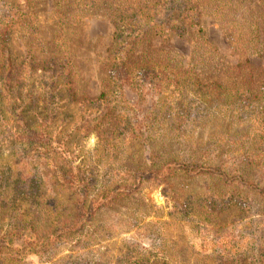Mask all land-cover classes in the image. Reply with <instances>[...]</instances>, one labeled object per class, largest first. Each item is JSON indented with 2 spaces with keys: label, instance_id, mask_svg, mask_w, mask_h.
<instances>
[{
  "label": "rangeland",
  "instance_id": "obj_1",
  "mask_svg": "<svg viewBox=\"0 0 264 264\" xmlns=\"http://www.w3.org/2000/svg\"><path fill=\"white\" fill-rule=\"evenodd\" d=\"M9 1L16 8L6 35V65L0 55V207L13 209L11 216L28 209L48 231L72 217L74 199L60 184L65 162H85L80 170L98 179L97 190L107 180L124 184L131 171L150 169L142 159H192L209 172L205 168L169 188L144 182L138 193L98 211L84 229L92 239L89 249H79V235L55 241L41 257L12 254L14 262L6 264H125L124 255L137 252L155 255L159 264H264V108L255 99L241 113L232 106L237 99L231 103L247 92L261 97L264 0H196L200 28L184 19L178 30L157 23L150 30L147 24L127 65L154 69L150 75L158 74L160 83L124 90L133 107L130 121L121 118L122 104L118 118H101L109 105L98 97L111 87L117 68L115 23L128 30L136 21L145 23L146 15L151 26L165 21L159 8L153 13L156 0H70L60 12L55 0H35L29 8L25 0ZM195 81L204 91L223 89L226 106L210 111L191 94L193 110L179 124L184 120L169 117L183 111L178 89L194 88ZM9 124L17 131L13 140L4 132ZM134 124L143 135L137 128L133 135ZM40 129L44 138L26 139ZM183 129L193 135L192 144L189 136L179 137ZM236 152L254 155L258 163L234 162ZM169 191L179 203L166 197ZM210 194L221 203L215 196L218 202L210 203ZM11 216L0 214V230L16 220Z\"/></svg>",
  "mask_w": 264,
  "mask_h": 264
},
{
  "label": "trees",
  "instance_id": "obj_2",
  "mask_svg": "<svg viewBox=\"0 0 264 264\" xmlns=\"http://www.w3.org/2000/svg\"><path fill=\"white\" fill-rule=\"evenodd\" d=\"M34 1L35 0H25V7H31ZM82 1L83 0H79V2ZM71 5L72 2H70V0L54 1L55 10H57L58 12L66 9ZM14 8L16 7H14L13 2L11 3V1L9 0H0V55H2V57L4 56L5 65L7 64V59L9 60L10 58L6 35L11 29L12 21L10 17ZM153 8V13L155 12L156 8H159V10H157V13L158 11H161L166 17V20L161 22L158 20L154 23L153 26H151V17L150 15H146L145 18H148L149 20L147 19V21H143L145 23L136 21V28L134 29L129 28L128 30H124L123 25L118 21V23H115L114 25L117 33L114 40L116 44L114 55L116 56L115 61L117 68H115V71L112 75L113 79L111 80V87L108 88V90L102 92L98 97L101 103L107 102V104L109 105V108H107V111L104 112L105 114H103L101 118L108 115L113 118H118L120 116V105L122 104L124 105L122 110H126V113H122L121 110V114H123L121 115V118H124L125 121H130L133 107H130L125 100L124 90L126 88L136 90L145 84L157 85L160 83V79H157L158 74L154 73V75H150L154 72V69H151L150 71L146 68H138L133 71L134 69L131 70L132 68L127 65L134 47L140 40H143L146 37L148 29H145V26L147 24H149L150 30L153 28L155 30L157 29L158 26L156 25V23L171 30H178V21L180 19H184L190 22L188 24L189 27L195 26L197 28H200L199 17H197L198 1L196 0H156ZM143 29L144 31H140ZM148 80L149 82H147ZM1 84L2 82L0 83V92L2 91ZM194 85L196 86L194 87L195 89L193 87L187 86H181L178 89L183 105L181 107V110L183 111L179 112V110H175L169 117L173 116V119L175 120L178 118L183 119L184 121L179 124H185L188 121V116L193 110L189 106L193 103L191 94L195 95L196 98L194 99H196L195 101H197V103L202 104L199 106H207L209 107L210 111L213 107L222 105L226 106L224 102H221L223 89H221L218 85H215V87L213 88L214 91L212 89H208V86L206 87L205 91L202 90L203 86L198 81H195ZM245 95H234L233 101H231L232 103L237 99L234 103H232V106L238 108L241 113L246 109L247 111L252 109V105H254L253 101L255 99L259 103L261 102L262 107L264 108V87L258 93V95H261L260 98L256 97L255 94L251 96L249 92L245 93ZM189 98L191 99L190 101L186 100ZM0 111L4 112L1 103ZM183 112L185 113L182 114ZM150 115L151 122L153 120H157L158 114L156 113V111L151 110ZM204 117L207 118L206 115ZM131 128L132 129L130 131H133V135L136 131V128L138 129L137 134H139L140 136L143 135V133L139 132L141 131L140 124H134ZM177 129L179 130V128ZM186 129L181 130L185 132L180 133L179 137L183 139L188 138L189 131L187 132ZM4 132L7 138L9 137L12 140L15 139V134L17 133V131L10 124ZM44 134L45 133L43 132V129L33 131L31 130V134L28 135L26 139L32 141L36 140V137H38L37 140H39V138H44ZM188 139L190 140L189 144H192L191 142L194 141L193 135L191 134ZM247 154V152L243 153L242 155L237 154V157L233 155L232 160L237 163L239 162L246 164L249 167L256 165V163L258 162L252 161L256 160V158H254L255 156L252 155V158H250L246 156ZM153 159H155L154 156ZM153 159L151 160L153 161ZM156 159L157 162L153 163H146L145 161H143L144 159H142L141 162H144V167L146 165V168L149 167L150 169H142L141 173L131 171L125 176L124 184L118 183L119 181L117 179L107 180V185H103L102 189L100 190L96 189L100 184L97 178H94L90 175H85L81 172L80 169L86 165L85 162H83L80 166L78 164L69 165L67 162H65V169L67 174L61 176L62 178L60 184L62 187H64L65 191L70 192V195L74 199V204L70 208L72 217L68 216L69 219L58 223L53 227L51 231H48L49 229L42 227L38 222L36 223L37 217H34L32 212L29 213L28 209L21 210L17 208L16 211L14 210V214L16 215L11 216L10 214L13 209L6 206L0 207V214L7 212L9 216L16 218V220L14 221H11L12 219H8V230H0V264L14 262L13 259L9 258L12 256V254L18 256L23 254H34L41 257L48 252V249L55 245V241L69 240L77 238L79 235V237H81V239H79V241L77 242L79 249H89L92 246V239L84 235V229L86 224L95 214H97L98 211L108 208L113 204H118L119 202L130 198L133 194L138 193L142 188L144 182H151L155 186L169 188L168 186L173 185L174 181L195 178L199 174L203 173V169L205 168L208 171V167L206 165L200 166L197 164V161H192V159L190 161H182L183 163L177 160L169 161V159H167L166 161H161L159 163L160 157ZM128 166V168H133V165ZM165 194H167L166 197H171L172 200L179 203L177 193L169 191ZM184 196V194L181 195V198ZM207 196L212 197L210 203L218 202L213 199L214 196L217 198V200H220V198L217 197L218 195L210 194ZM177 210L180 211V213H184L185 215L188 214L186 210H183L181 208ZM37 211L40 212L39 209ZM29 214L31 217L27 218H29L30 221H27L26 219H24V217L28 216ZM124 258L126 262L125 264L161 263V261H159L155 257V255L149 254V256L146 257L144 254H141L139 252L136 253L135 257L124 255Z\"/></svg>",
  "mask_w": 264,
  "mask_h": 264
}]
</instances>
